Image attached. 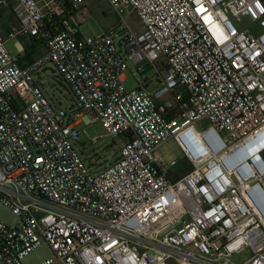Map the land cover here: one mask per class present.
I'll use <instances>...</instances> for the list:
<instances>
[{
    "label": "built area",
    "instance_id": "built-area-1",
    "mask_svg": "<svg viewBox=\"0 0 264 264\" xmlns=\"http://www.w3.org/2000/svg\"><path fill=\"white\" fill-rule=\"evenodd\" d=\"M9 1L6 38L47 42L20 66L0 36V203L16 216L0 221V264L42 243L41 264H264V0H105L143 29L122 18L94 37L79 32L85 0ZM156 63L162 90L148 93L146 78L125 88L127 70ZM49 67L68 110L39 84ZM81 123L121 140L111 164L86 163ZM170 139L191 168L174 180L176 161L157 154Z\"/></svg>",
    "mask_w": 264,
    "mask_h": 264
},
{
    "label": "rangeland",
    "instance_id": "rangeland-1",
    "mask_svg": "<svg viewBox=\"0 0 264 264\" xmlns=\"http://www.w3.org/2000/svg\"><path fill=\"white\" fill-rule=\"evenodd\" d=\"M10 2L9 0H7ZM87 17L85 22L79 25V32L83 37H94L105 33L115 26L119 25L120 19L123 18L122 27L127 28L133 34H139L143 27L142 24L134 12H127L123 14L121 18L114 13L105 0H85ZM236 29L243 30L249 29L255 35L259 34L260 29L256 23H251L247 18H242L239 23H236L231 17H229ZM5 47L9 54L13 57H17L18 53L14 47L13 40H7ZM22 57V55H20ZM162 66L160 63H156L153 66H145L144 75L138 73L133 67L127 70L125 76V88L127 90H134L138 87L139 81L141 82L145 78L150 81L146 91L150 94H154L156 91L164 88V80L157 72H161ZM39 84L43 87L45 96L54 103V106L64 110H68L72 105V97L67 88L63 85L59 76L52 72L51 67L43 72L40 77ZM177 91H182L177 88ZM170 93L164 95L165 100H171ZM207 127L206 121H201L197 124V128L202 130ZM78 131V138L80 144L83 146L77 148V150L83 154L87 164L94 165V167H106L111 164L115 159L121 145V140L112 141L109 138H100L103 134V130L99 125H86L81 123L76 127ZM95 142L91 140L96 139ZM157 154L167 161L175 160L176 165L167 169V175L170 180H174L176 177L182 175L191 170L187 161L183 157L178 145L173 139H170L160 145L157 149ZM0 221L7 226H12L16 222V216L12 211L3 206L0 203ZM51 257L49 248L42 243L39 247L28 253L21 261L22 264H41L45 260ZM244 260V253L236 254L233 256V261L241 263Z\"/></svg>",
    "mask_w": 264,
    "mask_h": 264
},
{
    "label": "crops",
    "instance_id": "crops-1",
    "mask_svg": "<svg viewBox=\"0 0 264 264\" xmlns=\"http://www.w3.org/2000/svg\"><path fill=\"white\" fill-rule=\"evenodd\" d=\"M13 23H15V19L13 15L11 14L10 10L8 8L1 9L0 10V36L5 40V43L7 40H10L6 38V32L8 30V27ZM27 39L29 38L20 37L18 38V40H13L14 47L18 53L17 57H18V63L20 66H25L26 64H28L35 58H38L46 53V49L43 46L36 54L30 55L31 57H29L26 51H24L23 46L20 42L21 40L26 41ZM20 55H22V57H20Z\"/></svg>",
    "mask_w": 264,
    "mask_h": 264
},
{
    "label": "trees",
    "instance_id": "trees-1",
    "mask_svg": "<svg viewBox=\"0 0 264 264\" xmlns=\"http://www.w3.org/2000/svg\"><path fill=\"white\" fill-rule=\"evenodd\" d=\"M64 4H67V0H63ZM52 27L50 26V24H46V27L44 29V31L46 33H51ZM24 51H26V53L29 55V57H31L30 55H34L36 54L43 46L46 49V42L47 39H34V38H29L26 41L21 40L20 41Z\"/></svg>",
    "mask_w": 264,
    "mask_h": 264
}]
</instances>
